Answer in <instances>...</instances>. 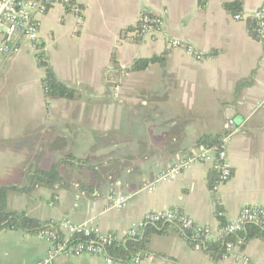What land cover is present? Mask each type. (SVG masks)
Here are the masks:
<instances>
[{"label":"crops","instance_id":"1","mask_svg":"<svg viewBox=\"0 0 264 264\" xmlns=\"http://www.w3.org/2000/svg\"><path fill=\"white\" fill-rule=\"evenodd\" d=\"M236 1L242 20L224 9ZM263 1L76 0L79 18L69 7H49L37 17L38 49L20 37L16 54L0 56V184L13 188L5 209L57 229L68 218L125 242L146 213L176 209L216 230L245 207L264 208V43L247 28ZM143 14L162 17L165 36H138ZM39 53L75 99L45 97ZM151 58L158 60L131 70ZM229 130L231 176L217 190L209 184V164L155 183L197 152L200 138ZM68 154L93 170L63 165L60 183L36 184L37 175ZM152 183V191L143 188ZM119 196L127 198L122 210L111 206ZM261 232L233 235L232 251L217 262L175 224L147 226L137 240L152 257L141 264H264ZM46 251L36 233L0 231V264H40ZM55 264L105 262L84 255Z\"/></svg>","mask_w":264,"mask_h":264},{"label":"built area","instance_id":"2","mask_svg":"<svg viewBox=\"0 0 264 264\" xmlns=\"http://www.w3.org/2000/svg\"><path fill=\"white\" fill-rule=\"evenodd\" d=\"M51 6L69 7L73 9L75 16L79 18L80 10L76 5V0H0V56H10L18 52L17 38L24 37L36 48L38 41V23L37 17L43 15ZM249 18L254 22V32L257 41L264 43V1L256 8ZM235 20H242V15L234 16ZM165 26L163 18L150 14H143L138 20L136 34L138 36L155 37L158 35L165 36ZM172 47H179L180 42L168 39ZM185 50L191 54V48ZM201 57L196 56L199 60ZM230 129L234 126V121L229 120ZM233 131L225 134L218 147L205 149L198 148L197 152H190L184 157L178 159L167 170L163 171L157 178L156 182H166L175 178L179 173L188 170L196 164H209L211 170L217 174L213 190L225 184L231 176L230 168L227 163V148ZM145 185L143 188L152 191L154 184ZM127 205V198L119 196L112 200V207L122 210ZM175 224L185 233H190L192 238L207 244L213 241L222 240L226 236L235 235L244 230L249 224L260 225L264 231V208L252 206L243 208L236 219L230 221L216 230L208 227L197 225L191 218L187 217L178 210H169L159 213H146L142 219L133 225L127 232L129 238H136L141 230L147 226H159L162 224ZM64 231L67 235L62 238V242L55 245L58 240L57 233L51 230H44L38 233L41 240L47 245L45 258L40 264H55L61 257L77 258L80 256H97L102 257L105 264H141L146 259H152L147 253H138L128 261H117L107 256L105 248L112 246L116 238L112 234H102L96 229L74 225L68 218H65L59 231ZM93 237V240L87 242H71V238ZM71 242V243H70ZM233 246L231 243L226 244V253L222 259L229 256Z\"/></svg>","mask_w":264,"mask_h":264},{"label":"trees","instance_id":"3","mask_svg":"<svg viewBox=\"0 0 264 264\" xmlns=\"http://www.w3.org/2000/svg\"><path fill=\"white\" fill-rule=\"evenodd\" d=\"M201 1L205 2L207 0H201ZM69 9L70 8H67V10ZM224 9L232 15H236L240 12V2L236 1L225 4ZM247 28L251 37L257 40L256 33L254 32V22L251 20L248 21ZM35 59L37 65L44 71V77L42 79V88L45 97L58 98L64 100L75 99V93H76L75 90L73 88L66 86L65 84L61 83L56 79L55 75L53 74V72L51 71V69L47 64L44 55L42 53H39L35 56ZM157 60H158L157 58L138 60L133 64L131 70L133 72L143 71V69H145L147 66L156 63ZM224 135L214 136V137H210V136L202 137L197 141L196 145L199 148H205V149L218 147ZM63 160L57 164H53L52 168L49 171L41 172V174L37 175L36 184L43 185L46 187H53L56 183H60L61 180H64L60 178L61 177L60 172L63 165L65 166L76 165L79 168H83V170L87 172H91L93 170L88 160L85 162L82 161L75 162L71 154H68ZM211 173L212 176L210 178L209 184L211 188H213L217 174L212 170ZM12 189H13L12 186H10L9 184H5V183L0 184V231L13 229V230H20L25 233L38 234L44 230H51L56 232L57 236L59 237L58 240L55 241V245L61 243L62 237L60 236V233L58 232V229L55 225L50 226L49 224L40 223L39 221L33 218L27 217L23 213H14L7 211L5 209L4 202L6 195ZM245 228L249 230L250 237L263 236L261 232L263 229L260 225L249 224ZM139 235H142L143 237V230H141ZM186 235L189 239L191 240L193 239L189 232L186 233ZM232 236L233 235L226 236L222 240L213 241L207 244H202L203 246L200 245L201 242L193 239L195 242L193 243V245L195 246L197 244L201 248L203 247V250L207 253V255L211 258V260L217 262L218 260L222 259L223 255L226 253V244L234 242ZM137 238L138 237L132 238L131 240H127L125 242H114L112 246L105 248L107 256L117 261H128L136 254L143 253V238L139 240H137ZM89 240H93V237L75 236L71 238L70 241L87 242Z\"/></svg>","mask_w":264,"mask_h":264}]
</instances>
